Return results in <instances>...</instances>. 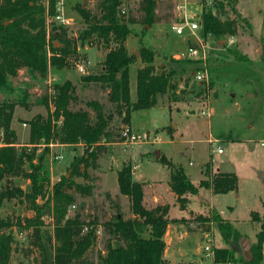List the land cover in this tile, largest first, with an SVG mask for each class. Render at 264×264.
I'll use <instances>...</instances> for the list:
<instances>
[{"label":"rangeland","instance_id":"rangeland-1","mask_svg":"<svg viewBox=\"0 0 264 264\" xmlns=\"http://www.w3.org/2000/svg\"><path fill=\"white\" fill-rule=\"evenodd\" d=\"M97 0H84L85 7L93 8ZM213 0H157L156 21L152 24L139 22L140 0H123L120 7L129 10L137 22L132 24L131 34L126 39L129 52L137 56L129 65L130 100L136 98V70L143 66L139 57V45L150 47L154 52V64L166 63L175 71L176 88L173 96L163 95L157 105L147 109L134 110L131 113L129 127L140 138L136 142H123L106 146L96 160V167L87 169V179L75 177L76 181L92 184L90 195L76 193L73 205L67 209L72 214L78 205L83 206L85 217H96L101 223L116 211L124 217L131 216L128 199L119 193L116 170L123 163L132 165V177L143 181L144 204L154 206L165 203L169 206L170 220L164 234L165 248L163 256L170 264L191 262L193 264H230L215 263V247L226 246L216 223L206 225L194 221L196 215H211L212 209L229 221L251 242L255 241L257 222L250 218V212H259L263 216L264 208V0H224L219 14L221 19L233 18L232 6L246 18L239 22L233 35L214 36L211 33L198 32L207 43L205 58H194L188 54L189 45L195 43L187 28L182 34L171 29L172 23H180L185 14L201 18V12L213 7ZM231 1V2H229ZM81 3V2H79ZM83 4V3H81ZM123 4V5H122ZM183 5V7H180ZM71 12L75 18L67 34L76 38L83 27V20L76 15L75 6ZM233 36V41L229 42ZM189 38V39H188ZM75 54L68 56L69 66L62 69L50 67L45 79L31 78L25 68L19 69L15 76L8 79L9 87L0 90V101L25 98L26 106L16 105L11 119V128L17 137V149L31 147L28 144V120L35 114L46 115L48 108L40 102L45 93L52 90L54 83L70 80L75 85L77 100L74 107H84L85 100L97 98L104 101L105 91L92 83H84L80 77L86 73H98L106 48L77 39ZM237 53L238 57L234 56ZM83 64V71L78 70ZM51 69V70H50ZM202 75L200 79L196 74ZM92 113V110L88 108ZM26 123V125H23ZM121 122L113 124L121 131ZM166 127L173 132H167ZM0 128V145L4 143ZM146 135V138H142ZM223 149L222 153L217 148ZM165 155L174 167L182 166L190 181L197 186L195 194H189L186 209H181L174 198L167 180L170 168L156 156ZM84 152L82 145H60L50 143L37 145L36 156L43 154L40 178L51 189L60 176L68 175V166L74 155ZM61 155L62 158H56ZM35 161V159H34ZM209 162V171L234 172L238 176V188L235 191L214 193L208 187L199 186L203 170ZM29 180L10 177L0 182L5 186L26 189ZM158 201H152V193ZM19 197L4 198L0 204V218L33 215ZM49 225L50 215H44ZM201 225V226H200ZM51 230V226H48ZM14 241L8 264H34L32 257L26 258L23 248L27 246L26 231L16 225L12 228ZM106 236L102 226H98L97 240L90 251L94 260L99 252L105 251ZM113 244L116 242L113 241ZM208 245L209 250L204 247ZM264 264V242L262 249ZM231 264H243L235 261Z\"/></svg>","mask_w":264,"mask_h":264},{"label":"trees","instance_id":"trees-1","mask_svg":"<svg viewBox=\"0 0 264 264\" xmlns=\"http://www.w3.org/2000/svg\"><path fill=\"white\" fill-rule=\"evenodd\" d=\"M122 2L97 0L92 9L85 7V2L76 3L75 9L83 20L77 37L69 36L66 28L53 27L47 39L41 0H0V90L9 87V77L15 76L21 68H25L31 78L45 79L50 67H68V56L76 53L77 39L106 48L100 72L80 77L84 83L103 89L104 101L88 98L84 101L87 108H75L74 83L68 79L54 83L52 90L40 99L47 108L51 104L52 109H48L46 115L37 113L28 120V144L31 147L18 150L16 133L10 126L15 106H26L25 98L0 101V128L4 140L0 145V182L16 176L29 180L26 189L8 185L0 188V204L4 198L16 195L34 212L31 216L17 217L15 221L9 217L0 218V264H8L14 225L26 231L27 246L23 248V254L26 258L33 256L34 264H170L163 256L164 234L170 222L169 206L165 203L144 204V182L132 177L130 163H123L116 170V181L119 193L128 199L131 216L124 217L116 211L99 223L95 216L83 215L81 204L72 214H67L68 207L75 202L76 193L90 195L92 192V184L76 181L75 177L87 179V169L96 167V160L107 144L124 141L123 129L117 131L113 124L118 121L126 124L124 127L129 126L132 111L157 105L163 95L172 97L176 88L174 69L168 68L166 63L155 66L153 50L140 44L139 57L144 64L136 70V98L130 100L129 65L136 61L137 56L127 50L125 42L132 33L130 26L138 20L129 10L121 11ZM211 6L201 12L202 33L233 35L239 22H246L232 4L236 16L221 19L215 10L221 11L224 0H213ZM156 7L157 0H140L139 22L143 25L154 23ZM234 56L238 57L237 53ZM166 130L172 135L170 128L166 127ZM50 143L82 145L84 152L73 156L68 175L60 176L48 190L40 178L43 154L36 156L35 150L37 145ZM158 159L169 166L167 183L179 207L186 209L188 195L195 194L197 186L190 181L182 166L174 167L165 155ZM199 186L208 187L214 193L235 191L238 176L234 172L209 171L208 162ZM44 215L51 216L49 225L44 222ZM250 218L258 223L259 229L255 232V241L251 242V258L244 261L238 249L231 246L237 245L242 234L229 221L215 209L209 216H195L194 221L206 225L205 230L210 223H216L226 244L214 248L215 263L241 261L243 264H260L263 258L264 208L262 218L255 210L250 212ZM100 225L106 236L105 251L99 252L94 260L90 251L96 243Z\"/></svg>","mask_w":264,"mask_h":264},{"label":"built area","instance_id":"built-area-1","mask_svg":"<svg viewBox=\"0 0 264 264\" xmlns=\"http://www.w3.org/2000/svg\"><path fill=\"white\" fill-rule=\"evenodd\" d=\"M79 2L83 3L84 0H41V3L44 7V20L47 39L49 37V32L53 27H63L66 29L73 27L75 18L71 12V9L72 6H75V4ZM180 7H183V5H180L179 8ZM120 8L122 12H125V8ZM76 15L80 16L77 12ZM185 28H187L190 35H192L195 39V43L189 45L188 47V54L194 58H205L206 54L208 53V45L206 42H204L203 37L200 36V33L198 32L200 30L199 20L195 19L192 14H190L189 16L185 14L183 20L180 23L171 24V29L174 30L177 34H182ZM232 41L233 36H231L229 39V42ZM76 65L78 70H84L82 63H78ZM196 77L200 79L202 75L197 73ZM122 136L124 138V141L129 143L136 142V139L141 137L140 135L133 133L129 126L124 127V129L122 130ZM142 138H146V135H143ZM222 151L223 149L221 147L217 148V152L221 153ZM56 158L59 159L62 158V156L57 155ZM204 249L209 250V246L206 245Z\"/></svg>","mask_w":264,"mask_h":264},{"label":"water","instance_id":"water-1","mask_svg":"<svg viewBox=\"0 0 264 264\" xmlns=\"http://www.w3.org/2000/svg\"><path fill=\"white\" fill-rule=\"evenodd\" d=\"M156 156H159V151L156 152ZM231 246L234 250L238 249V252L244 261H247L251 258V243L246 236L241 235L238 239L237 245L231 244Z\"/></svg>","mask_w":264,"mask_h":264},{"label":"crops","instance_id":"crops-1","mask_svg":"<svg viewBox=\"0 0 264 264\" xmlns=\"http://www.w3.org/2000/svg\"><path fill=\"white\" fill-rule=\"evenodd\" d=\"M51 70V69H50ZM11 124V123H10ZM23 125H26V123H23ZM11 126V125H10ZM124 141H122V142H112V143H109V144H107V146L109 147V146H113L114 144H118V143H123ZM60 145H66V144H60ZM223 152V151H222ZM221 152V153H222ZM171 195L173 194V196H174V198H175V195H174V193L172 192V191H170L169 192ZM151 197H152V201L153 202H157L158 201V196H157V194H155L154 193V191H153V193H152V195H151ZM250 241V240H249ZM250 243H251V241H250Z\"/></svg>","mask_w":264,"mask_h":264}]
</instances>
